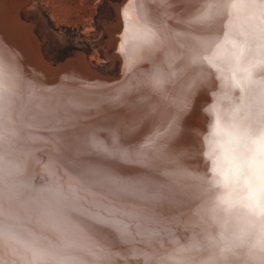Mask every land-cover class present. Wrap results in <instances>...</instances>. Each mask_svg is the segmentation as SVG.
Segmentation results:
<instances>
[{"label": "bare ground", "instance_id": "1", "mask_svg": "<svg viewBox=\"0 0 264 264\" xmlns=\"http://www.w3.org/2000/svg\"><path fill=\"white\" fill-rule=\"evenodd\" d=\"M122 1L117 20L106 26L112 53L104 51L118 60L120 71L102 78L93 69L95 75H84L93 66L83 53L75 54L72 68L53 70L19 6L0 0V84L8 102L0 112L5 137L0 169L17 196L19 231L53 239L48 229L55 227L83 236L95 249L111 248L132 264H142L153 252L176 258L177 243L191 247L189 258L197 264H256L254 237L235 254L222 255L224 240L246 228L240 201L247 192L233 180L227 133L264 83V40L254 34L257 22L244 9L231 8L250 0ZM149 78L163 79L184 112L179 160L186 174H175V159L154 154L151 187L167 183L169 192L160 199L148 191L117 192L90 179L84 158L76 154L85 133L115 130L124 102L140 99ZM157 131L159 125L139 143L154 139ZM108 135L102 131L97 138ZM9 163L20 168L19 175ZM54 185L74 195L54 202ZM229 199L232 206L224 212L219 202ZM54 211L59 214L51 220ZM216 215L228 220L227 228L216 223ZM115 229L126 235L123 245L113 247Z\"/></svg>", "mask_w": 264, "mask_h": 264}, {"label": "snow or ice", "instance_id": "2", "mask_svg": "<svg viewBox=\"0 0 264 264\" xmlns=\"http://www.w3.org/2000/svg\"><path fill=\"white\" fill-rule=\"evenodd\" d=\"M231 8L237 13L241 9L247 11L250 19L257 22L254 34L264 40V0L233 3ZM152 46L154 47V42ZM2 76L3 67L0 66V77ZM138 95L140 99L124 102L125 111L115 130H101L91 135L85 133L79 141L76 154L84 158L82 168L90 179L105 183L117 192L148 191L153 199H160L168 196L169 192L167 183L161 184L158 189L151 187V177L154 175L152 165L157 158L154 154H158L161 159H175V174H186L179 160L183 135L180 124L184 112L171 100L172 93L165 87L163 79L153 83L149 78ZM6 103L3 85L0 84V112ZM157 125L161 131L155 133V138L146 144H140L144 134ZM164 129L167 131H163ZM229 129V164L234 170L233 180L247 192L240 201V207L245 209L243 216L246 228L234 232L224 240L222 255L228 252L235 254L237 248L248 246L250 238L254 237V247L258 249L256 264H264V83L258 86L256 96L243 105L240 122H232ZM102 131L109 133L104 141L97 138ZM4 142L0 126V149ZM8 168L19 175L20 168L17 165L9 163ZM156 179L162 177L157 176ZM50 191L55 194L54 202L74 195L66 192L62 186L54 185ZM16 200L13 186L6 179L3 169H0V264H132L124 257L114 254L111 248L95 249L83 236L69 235L55 227L48 229L53 239L31 233L22 235L17 227ZM219 203L224 212L230 211V199ZM58 214L54 211L50 214V219L54 220ZM215 220L221 228L228 227V220L222 215H216ZM113 234L116 235L113 247L116 243H125L126 234L121 233L120 229H115ZM147 239L151 241L156 237L149 235ZM190 251V246L177 243L174 251L176 258L159 256L153 252L151 255H144L142 264H197L189 258ZM2 253H7V257ZM200 264L220 262L212 260ZM224 264L228 262L225 261Z\"/></svg>", "mask_w": 264, "mask_h": 264}, {"label": "rangeland", "instance_id": "3", "mask_svg": "<svg viewBox=\"0 0 264 264\" xmlns=\"http://www.w3.org/2000/svg\"><path fill=\"white\" fill-rule=\"evenodd\" d=\"M14 1L11 3L19 6V16L34 26L40 50L47 60L62 61L63 59L57 58L59 50L70 48L66 57L83 53L92 66L107 70L113 75L118 72V60L113 61L104 51L112 53L106 26L117 20L116 7L122 0ZM86 44L90 45V54L77 49H86Z\"/></svg>", "mask_w": 264, "mask_h": 264}, {"label": "water", "instance_id": "4", "mask_svg": "<svg viewBox=\"0 0 264 264\" xmlns=\"http://www.w3.org/2000/svg\"><path fill=\"white\" fill-rule=\"evenodd\" d=\"M75 57V54L69 57H66L65 59H63L62 61H52L51 63V68L53 70L56 69H62V68H72L75 63V61L73 60V58ZM47 60V59H46ZM49 61V60H48ZM117 64V63H116ZM88 69H86V72H84V75L88 76V77H92L91 75H93L94 73L92 72V69L96 72H98L99 74H97L98 76L105 78L108 75L113 76V74L107 72V70L105 71L104 69H101L99 67H90L89 65L87 66ZM120 71V68H118V72L115 75H118ZM95 75V74H94ZM99 77V78H100Z\"/></svg>", "mask_w": 264, "mask_h": 264}, {"label": "trees", "instance_id": "5", "mask_svg": "<svg viewBox=\"0 0 264 264\" xmlns=\"http://www.w3.org/2000/svg\"><path fill=\"white\" fill-rule=\"evenodd\" d=\"M86 45H87V48L86 49H84V48H77V49H80V50L82 49L87 54H90V52H91L90 45L89 44H86ZM69 51H70V48H66V49L59 50V53H58L59 56L57 58L60 59V60L64 59L67 56V54L69 53Z\"/></svg>", "mask_w": 264, "mask_h": 264}]
</instances>
